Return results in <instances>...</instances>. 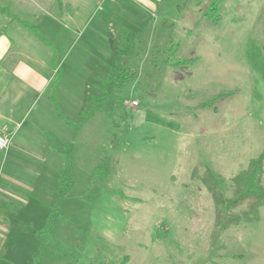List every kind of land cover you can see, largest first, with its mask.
I'll use <instances>...</instances> for the list:
<instances>
[{
    "label": "rangeland",
    "instance_id": "rangeland-1",
    "mask_svg": "<svg viewBox=\"0 0 264 264\" xmlns=\"http://www.w3.org/2000/svg\"><path fill=\"white\" fill-rule=\"evenodd\" d=\"M61 2L0 0L7 17L0 13V23L35 26L57 49L53 60L52 50L27 29L16 24L20 31H8L10 62L30 65L47 83L33 92L8 84L0 96L6 99L0 100L2 113L12 103L7 99H18L20 92H27L20 99H28L16 106L12 124L2 127L11 136L0 150V178H19L30 190L22 215L29 241L19 254L0 247L5 259L34 264V233L54 203L62 164L49 149L69 145L74 186L42 264H264V206L262 223L216 227V212L227 209L215 207L198 179L209 167L217 176L216 191L227 200L233 176L264 151V80L245 58L248 42L264 44V0H225L217 26L203 17L206 0ZM124 27L144 30L133 53L122 58L128 81L75 134L57 112L77 122L100 100L118 52L130 49L120 39ZM189 59L196 60L171 65ZM217 98L210 108L199 107ZM41 154L45 161L35 157ZM105 157L109 176L93 188L91 171ZM193 168L197 176L191 181Z\"/></svg>",
    "mask_w": 264,
    "mask_h": 264
},
{
    "label": "trees",
    "instance_id": "trees-1",
    "mask_svg": "<svg viewBox=\"0 0 264 264\" xmlns=\"http://www.w3.org/2000/svg\"><path fill=\"white\" fill-rule=\"evenodd\" d=\"M60 6L62 5L61 0H56ZM197 3L202 0H195ZM207 5L203 10V17H205L210 24L217 26L222 17L220 15V6L225 2V0H206ZM0 13L4 14V11L0 9ZM11 21H14L11 19ZM20 25L30 30L33 35L43 42L48 48L52 50L53 60H55V54H57L56 47L41 36L35 26L30 24L19 22ZM121 31V41L129 45V51L123 52L119 51L114 66L111 68L110 73L103 78V95L97 99V103L94 104L93 108L84 109L81 112V118L79 121L75 122L59 112L58 117L67 125L72 128L75 134L80 131L83 123L89 121L93 117L94 111L100 108L103 99L110 95L116 88L124 85L129 78V72L125 67L122 66V58L125 59L128 55L132 54V48L135 47V39L137 35L141 32L130 33L129 29L122 28ZM119 30V31H120ZM177 46L171 48L175 50ZM245 58L253 70V72L258 75L262 80H264V44L259 47L251 42H248L245 49ZM196 59L182 60L171 62L172 67L179 68L185 67L192 64ZM55 62V61H54ZM60 69L56 66V73L58 74ZM235 92H229L222 94L221 99L234 95ZM53 98V97H51ZM219 98L206 101L199 105L200 108H210L212 104L221 100ZM53 105L57 109L56 99H51ZM215 109V108H214ZM59 155L62 166L58 171L57 175V186L55 190V200L52 206L48 207V214L45 221V225L34 233L35 238L38 241L36 252L33 254L34 264H42V258L45 255L47 247L53 243L52 231L56 224L63 217L61 213V208L68 200V194L71 192L74 186L73 171L75 169L73 162V147L63 146L62 149L56 150ZM109 159L105 157L101 162H99L90 174V186L96 187L95 184L103 182L109 176ZM264 171V151L261 152L257 157L252 158L248 161L246 168L240 171L237 175L232 178L234 185V190L232 196L225 200L222 198L221 194L216 191L217 187V176L214 172L209 169H205L202 176L198 177L202 185L205 187L207 192L210 194L215 207L220 205H225L226 212L220 215L216 212L215 215V226H221L222 229L226 230L231 226L239 225L240 223H251L259 220V209L264 206V185L262 184V176ZM197 173L195 170L192 172V177L195 178ZM84 239L81 243L82 249L87 246V232H85ZM67 252V251H66Z\"/></svg>",
    "mask_w": 264,
    "mask_h": 264
},
{
    "label": "crops",
    "instance_id": "crops-1",
    "mask_svg": "<svg viewBox=\"0 0 264 264\" xmlns=\"http://www.w3.org/2000/svg\"><path fill=\"white\" fill-rule=\"evenodd\" d=\"M130 7L134 8L135 6H130ZM148 7H152L151 4H149ZM2 16L7 18L5 15H2ZM16 24H18L20 27L24 29H27L23 27L22 25H20L19 22L17 21L12 22L10 21V19L8 21H5L4 23H0V82H2L0 84V96L5 93L6 87H8V84L10 85L12 83L13 84L17 83L18 85L22 86L23 89L33 92V91L40 89L42 85L46 82L45 78L38 73V70L32 69L30 65L19 63L18 65L14 67L13 64L10 62L9 53L12 49L13 41L10 38L8 31L10 30L20 31L19 27L17 26L13 27ZM27 30L30 32L29 29ZM30 33L33 35L32 32ZM19 69H21L22 71ZM18 90L19 91L21 90L20 87H18ZM26 93L27 92L25 91L20 92L17 95L18 99H7L8 101L12 100V103L10 106L8 105L9 106L7 107L8 110L6 108L4 113L0 112V135L1 136H4V137L11 136L7 134L6 132L7 129H5L6 131L4 130L6 133L3 132L2 127L4 125L5 126L8 125V123L12 124L11 117L13 116L16 110V106H18L22 100H28V99H20ZM0 100H6V99H0ZM3 102H7V101H3ZM50 102L52 103L51 99H50ZM4 123H7V124H4ZM56 150H59V149L54 148V147L53 149L52 148L49 149L51 153H56ZM44 156L45 155L41 154V156H35V157L38 159H41V161H45ZM20 158L22 161L27 160V158H24V157H20ZM60 168L58 169V171L60 170ZM207 169H209V167ZM192 172L193 171H191V174H190V180L194 181L192 178ZM0 180H2L0 181L1 183L0 184V247L4 250H7V252L9 251V254H12L11 251L13 253L19 254V249H21L22 247H25L29 241V238H28L29 233H27V230L29 231V229L27 227V224L24 223L23 221L24 217H22V215H23L24 207L28 206V201L30 203V200L27 195V191L30 192V190L27 185H26L27 188H24L25 183L20 182L21 179L19 178H16V179H12V178L1 179L0 178ZM263 181H264V171H263L262 183ZM4 182L7 184H10L11 186L15 188H20L21 192H15L14 190L10 189L9 186L5 185ZM50 187L52 188V186ZM11 191H14V192H11ZM259 222L261 223L263 222L261 217H260ZM254 238L255 240L259 241L258 237H254ZM7 244H10L9 248ZM7 257L8 255L2 254L0 252V264H12L11 262L5 259Z\"/></svg>",
    "mask_w": 264,
    "mask_h": 264
},
{
    "label": "built area",
    "instance_id": "built-area-1",
    "mask_svg": "<svg viewBox=\"0 0 264 264\" xmlns=\"http://www.w3.org/2000/svg\"><path fill=\"white\" fill-rule=\"evenodd\" d=\"M132 105L137 106V103L135 101H133ZM7 144H8V140L6 139V137L0 136V150L6 148Z\"/></svg>",
    "mask_w": 264,
    "mask_h": 264
}]
</instances>
